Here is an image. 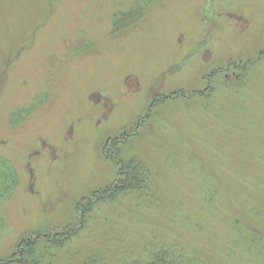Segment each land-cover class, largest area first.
Listing matches in <instances>:
<instances>
[{"label": "rangeland", "instance_id": "1", "mask_svg": "<svg viewBox=\"0 0 264 264\" xmlns=\"http://www.w3.org/2000/svg\"><path fill=\"white\" fill-rule=\"evenodd\" d=\"M151 242L264 264V0H0V264Z\"/></svg>", "mask_w": 264, "mask_h": 264}, {"label": "trees", "instance_id": "2", "mask_svg": "<svg viewBox=\"0 0 264 264\" xmlns=\"http://www.w3.org/2000/svg\"><path fill=\"white\" fill-rule=\"evenodd\" d=\"M133 14V13H132ZM132 14H124L122 15V18L117 20V26L120 24L123 25H130L132 20ZM133 23V22H132ZM122 25V26H123ZM248 67V66H247ZM119 168V174L120 178L124 177V181L122 182V185L116 184L115 187H111L110 189H106L107 192L113 191L110 199L113 201L116 199H120L118 196L119 193H124L127 191H134V189H137V187L142 186V181L140 178V174H143V167L141 165H136L134 163H129L121 165L119 162L117 163ZM119 185V186H117ZM109 199V200H110ZM104 199H100L99 201H102ZM111 200V202H113ZM99 204V203H98ZM96 204V206L98 205ZM94 206L86 207L84 210H81V217L80 222L81 224H84L88 221V214L93 210ZM87 217V218H86ZM36 246V244H30L26 246V250L21 248L22 255H25V257H28L32 259L33 256V249ZM130 249L122 247L118 250V258L117 261H113V259H102L96 256L91 257L90 264H200L197 261L193 259L187 258L186 254L183 253L178 247L175 245H169L168 243L164 242H158V243H150L147 247L144 248L143 255L136 256V251L133 253H128ZM132 258V259H131ZM131 259V260H130ZM191 260V261H190ZM89 264V263H85Z\"/></svg>", "mask_w": 264, "mask_h": 264}]
</instances>
